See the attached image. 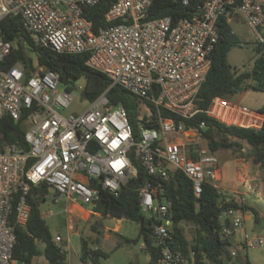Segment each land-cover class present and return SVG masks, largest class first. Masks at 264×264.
<instances>
[{
  "label": "built area",
  "instance_id": "obj_1",
  "mask_svg": "<svg viewBox=\"0 0 264 264\" xmlns=\"http://www.w3.org/2000/svg\"><path fill=\"white\" fill-rule=\"evenodd\" d=\"M101 1L0 0V22L9 16L20 17L35 46L59 54H87L86 66L105 75L111 87L118 86L155 109V119L148 117L140 123L137 140L125 109L108 108L104 94L88 102L90 107L82 114L63 116L60 110L73 101L71 90L76 81L68 79L66 89L58 92L59 77L38 66L24 37L3 41L0 36V119L9 116L19 121L24 116L29 123L24 129L28 152L17 145L0 152V264H13L15 229L25 227L29 219L31 187L46 185L52 190L47 199L64 206L71 230L75 227L73 217L81 213L99 216L95 207L101 192L117 197L120 188L137 176L132 158L151 177L166 179L169 166L181 171L191 181L196 197L204 183L222 195L218 158L200 145L199 129L204 124L185 128L182 121L203 112L225 126H262L264 116L244 105L215 97L201 111L196 100L219 39L221 18L228 22L241 19L264 56V0H241L240 4L236 0H203L192 17L175 23L169 16L148 20L152 0H112L104 15L107 26L93 32L85 11ZM181 1L187 4V0ZM116 20L121 22L112 24ZM18 45L32 58L35 71L29 77L19 62L1 68ZM162 109L180 122L163 119ZM179 138L186 140L184 144ZM237 180L245 182L242 177ZM260 195L264 197V192ZM138 199L160 248L159 263L185 264L187 257L172 235L171 202L163 196L162 187L147 184L138 190ZM235 203L237 209L217 215L220 239L231 241L240 234V249L264 248V238L245 234L244 204ZM44 215L41 212V217ZM61 241L60 236L53 239L66 251ZM230 256L234 260L236 249Z\"/></svg>",
  "mask_w": 264,
  "mask_h": 264
},
{
  "label": "trees",
  "instance_id": "obj_2",
  "mask_svg": "<svg viewBox=\"0 0 264 264\" xmlns=\"http://www.w3.org/2000/svg\"><path fill=\"white\" fill-rule=\"evenodd\" d=\"M202 2L203 0H187V4L183 5L181 0H152L148 10V20L169 16L175 23L180 18L192 17ZM240 2L241 0H236L237 4ZM111 4L112 0H103L94 7L86 9V16L93 24V32L98 27L107 26L104 15ZM120 22L121 20H116L112 24ZM218 35V42L211 54L209 71L197 95L196 105L201 111H205L215 97L230 100L240 90L264 92V56L260 54V49L255 46L257 56L252 69L237 73L228 64L227 54L239 42L225 18H221L218 22ZM0 36L3 41L24 37L31 51L36 55L38 66L44 72H54L61 83H65L68 79L74 81L84 79L82 98L87 102H92L104 94L108 100V108L122 106L136 140L138 139V126L135 117L138 115L140 106L144 105L152 112V116H143L140 123L145 122L148 117L155 119L153 105L118 86L111 87V82L105 75L88 68L85 64L87 54H59L48 48L35 46L30 36L26 34L20 17L9 16L3 19L0 22ZM17 62L25 68L27 77L35 71L30 54L20 45L4 59L1 68L8 69ZM257 111L264 116V105ZM161 115L163 119L180 122L176 115L164 109L161 110ZM24 123V116L19 121H14L9 116L0 119V152L8 145H17L23 152H28L29 146L24 141V128L22 127ZM182 123L185 128H198L203 123L204 128L199 129L200 139L205 141L206 148L211 152L230 149L237 158L264 168V119L260 129L240 128L225 126L208 118L203 112H199L191 120H184ZM130 155L132 156V151ZM132 160L137 169V176L120 188L117 197L101 192L95 210L101 217L129 220L138 224L139 237L143 241V251L149 256L146 264H160V248L155 245L150 221L145 218L139 208L138 190L151 183L160 185L163 196L171 202L172 235L185 253L187 262L192 261L193 264H252L247 256H242L239 250H236L233 260L230 252L234 249V245L231 241H223L219 237L222 227L217 215L229 208L237 209L238 205L233 199H227L224 194L219 195L216 189L208 183L202 185L201 194L196 197L191 181L181 171L168 167L166 179L151 177L139 161L133 158ZM49 193L50 190L46 185L31 187L28 198L29 219L25 227L15 229L16 244L13 250V264H41L33 263V260L39 257L45 260L44 264H67L66 251L54 244L49 228L41 217V206L47 200ZM242 209L246 210L247 207L243 206ZM13 221L12 216L10 222L13 223ZM181 223L193 226L190 241L182 234V229L179 228ZM89 230L88 235L83 233L80 235V260L83 263L101 264V260L105 259L107 254L100 249L103 234L99 222L96 220L91 223ZM133 241L135 242V240L124 239L123 243ZM121 245L122 243L119 244Z\"/></svg>",
  "mask_w": 264,
  "mask_h": 264
},
{
  "label": "rangeland",
  "instance_id": "obj_3",
  "mask_svg": "<svg viewBox=\"0 0 264 264\" xmlns=\"http://www.w3.org/2000/svg\"><path fill=\"white\" fill-rule=\"evenodd\" d=\"M229 24L232 33L239 43L233 46L227 54L228 64L231 69L237 73L250 71L257 56L254 36L241 19L234 18ZM32 58L36 59L35 56H32ZM69 85L72 86L73 84ZM84 85V79H79L74 83V88L71 90L74 98L66 109L60 110L63 116L80 115L90 107V104L82 98L81 90ZM65 89V83H60L57 87L58 92H63ZM230 101L244 105L250 109H256L264 104V92L240 90L232 96ZM143 116H152V112L148 107L141 105L138 115L135 117L138 129L140 127L139 121ZM22 127L27 129L29 123L25 122ZM178 141L184 144L186 140L184 138H179ZM200 145L206 147L205 141L200 139ZM214 155L218 158L219 167L224 175L222 183L224 188L223 194L229 197L230 194L228 190L236 187L240 192L246 193L245 202L248 206L247 210H249L250 217L244 221V229H246L248 234H255L264 238V197L260 195L262 191L264 192V170H261L259 174L255 173L253 176H248L245 179L247 181L246 187H244L241 182H235V174L233 169L230 168L232 157L235 156L232 150L219 149L214 152ZM50 194H52V190H50L49 195ZM57 210H59V212H57ZM41 212L45 214L42 218L52 236H61L67 241L68 238H70L72 248L70 251L68 250V254L72 264H78L76 252L79 249V236L82 233L88 235L90 233V224L96 220L100 224L103 237L105 234L109 236L107 240H103L102 238L100 249L107 254V257L101 260V264H146L149 261L148 254L142 250L143 241L139 237V226L133 221L122 220L121 223H118L117 220L113 218L101 216H90L88 220L83 219L87 218L86 216H75L72 218V221L73 224L76 225L74 231L78 232V236L73 235L72 231L68 230V215L64 211L63 205H54L51 199L48 198L42 204ZM50 212L52 214H49ZM85 222L89 224H84ZM117 226H119V229L114 231ZM183 231L184 236L190 241L193 235V226L186 224ZM124 239L135 240V242L123 243ZM121 243V247L115 248L117 244ZM236 250H239L242 256H247L252 264H264V248L247 250L236 248ZM67 260L69 261V259ZM34 261L43 262L44 260L42 258H35ZM187 264L193 263L188 262Z\"/></svg>",
  "mask_w": 264,
  "mask_h": 264
},
{
  "label": "crops",
  "instance_id": "obj_4",
  "mask_svg": "<svg viewBox=\"0 0 264 264\" xmlns=\"http://www.w3.org/2000/svg\"><path fill=\"white\" fill-rule=\"evenodd\" d=\"M264 104H262L261 106H259L258 108H256V109H252V110H254V111H257V110H259L262 106H263ZM244 145H245V143H243ZM230 168H232L233 169V172H234V174H235V178H236V180H235V182H240V181H238L237 179H238V177H242V178H244V179H246L248 176H253V174H255V173H257V174H259L260 173V171L261 170H264V168H261L260 166H254V165H251L250 163H248V162H246L244 159H242V158H237V157H232V161H231V164H230ZM223 175V174H222ZM223 179H224V175H223ZM241 183L244 185V187H246V184H247V181L245 180V182L244 181H241ZM238 188L236 187V188H232V189H229L228 191H229V197H227V199H233L234 201H239V202H242L243 204H244V206L245 207H248L247 206V204H246V202H245V197H246V193L245 192H240L239 190H237ZM249 194H253V193H249ZM245 212H244V221H246L247 219H249V217H250V214H249V210H244ZM57 212H59V210H57ZM79 215H82V216H86L87 218H83L84 220H88L89 219V217L90 216H87L85 213H81V214H79ZM100 216V215H99ZM91 217H94V216H91ZM43 219V218H42ZM113 219H115V220H117V222L118 223H121L122 222V220L123 219H116V218H113ZM186 225V223H181V224H179V228H181L182 229V234L184 235V231H183V228H184V226ZM67 227H68V230L69 231H72V234L73 235H78L79 236V234H78V232H76V231H74V230H71L70 229V227L67 225ZM75 227H76V225H75ZM75 227H74V229H75ZM119 229V226H117L116 228H115V230L114 231H117ZM245 234H248L247 233V231H246V229H245ZM248 235H252V234H248ZM53 237V239L56 237H54V236H52ZM61 237V236H60ZM185 237V236H184ZM62 238V237H61ZM109 238V236L107 235V234H105L104 235V237H103V240H107ZM186 238V237H185ZM187 239V238H186ZM240 241H241V236H240V234H235L234 236H233V238L231 239V242H232V244L234 245V249H236V248H238V249H240L239 248V243H240ZM64 242V243H63ZM61 243H62V246H64L65 248H66V253H67V259H69V261L67 260V264H72V261H71V258H70V256H69V254H68V250L70 251V249L72 248L71 247V241H70V238H68V241L67 240H64L63 238H62V241H61ZM119 247H121V246H119V244H117L116 246H115V248H119ZM41 248H43V246L41 247ZM142 250H143V247H142ZM76 256H77V261H78V264H91V263H83V262H81V260H80V236H79V249H78V251L76 252ZM39 258H42V257H39ZM43 259V258H42ZM44 260V259H43ZM33 263H41V264H44L45 263V260L43 261V262H35L34 260H33ZM188 262H186L185 264H187ZM190 263H192V261L190 262Z\"/></svg>",
  "mask_w": 264,
  "mask_h": 264
},
{
  "label": "water",
  "instance_id": "obj_5",
  "mask_svg": "<svg viewBox=\"0 0 264 264\" xmlns=\"http://www.w3.org/2000/svg\"><path fill=\"white\" fill-rule=\"evenodd\" d=\"M178 1H179V0H178ZM228 224H229L228 220H225V226H226V227H228Z\"/></svg>",
  "mask_w": 264,
  "mask_h": 264
}]
</instances>
